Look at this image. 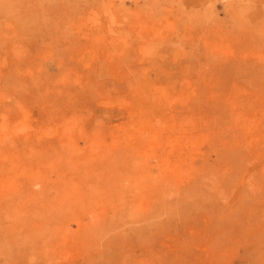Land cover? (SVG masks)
<instances>
[{"label": "rangeland", "instance_id": "1", "mask_svg": "<svg viewBox=\"0 0 264 264\" xmlns=\"http://www.w3.org/2000/svg\"><path fill=\"white\" fill-rule=\"evenodd\" d=\"M0 264H264V0H0Z\"/></svg>", "mask_w": 264, "mask_h": 264}, {"label": "bare ground", "instance_id": "2", "mask_svg": "<svg viewBox=\"0 0 264 264\" xmlns=\"http://www.w3.org/2000/svg\"><path fill=\"white\" fill-rule=\"evenodd\" d=\"M69 201V199H67Z\"/></svg>", "mask_w": 264, "mask_h": 264}]
</instances>
